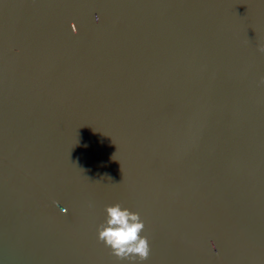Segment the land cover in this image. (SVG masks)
<instances>
[{
  "label": "water",
  "instance_id": "water-1",
  "mask_svg": "<svg viewBox=\"0 0 264 264\" xmlns=\"http://www.w3.org/2000/svg\"><path fill=\"white\" fill-rule=\"evenodd\" d=\"M264 264V0H0V264Z\"/></svg>",
  "mask_w": 264,
  "mask_h": 264
},
{
  "label": "clouds",
  "instance_id": "clouds-1",
  "mask_svg": "<svg viewBox=\"0 0 264 264\" xmlns=\"http://www.w3.org/2000/svg\"><path fill=\"white\" fill-rule=\"evenodd\" d=\"M145 221L140 214L120 203L105 205V219L97 229V238L121 260L138 264L149 255L148 237L143 234Z\"/></svg>",
  "mask_w": 264,
  "mask_h": 264
}]
</instances>
